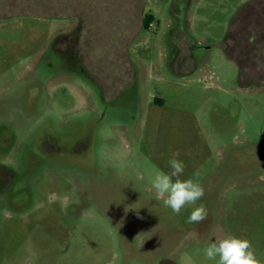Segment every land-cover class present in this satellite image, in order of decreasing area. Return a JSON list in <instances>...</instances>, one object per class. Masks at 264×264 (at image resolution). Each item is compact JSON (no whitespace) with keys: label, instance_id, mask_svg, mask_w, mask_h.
<instances>
[{"label":"rangeland","instance_id":"1","mask_svg":"<svg viewBox=\"0 0 264 264\" xmlns=\"http://www.w3.org/2000/svg\"><path fill=\"white\" fill-rule=\"evenodd\" d=\"M25 3L0 20V264H215L226 234L264 264V0ZM173 155L191 228L150 188Z\"/></svg>","mask_w":264,"mask_h":264},{"label":"clouds","instance_id":"2","mask_svg":"<svg viewBox=\"0 0 264 264\" xmlns=\"http://www.w3.org/2000/svg\"><path fill=\"white\" fill-rule=\"evenodd\" d=\"M178 155V154H177ZM170 172L158 171L150 182L155 199L162 201L176 216L187 211L186 223H200L207 218L203 204L197 206L205 195L202 184L191 178L181 179L185 164L173 155L168 161ZM203 254L215 264H260L252 249L251 241L246 238L226 234L209 240Z\"/></svg>","mask_w":264,"mask_h":264},{"label":"trees","instance_id":"3","mask_svg":"<svg viewBox=\"0 0 264 264\" xmlns=\"http://www.w3.org/2000/svg\"><path fill=\"white\" fill-rule=\"evenodd\" d=\"M28 0H0V20L1 19H6V18H10L12 16H16V15H21L24 13H28L30 10V5L29 3H25ZM247 7H242L235 15V17L233 18V23L228 31L227 34V53L233 57V55L231 54V50H232V44H230V41L233 39V35L231 32L232 27H234L235 23H236V19L240 16L241 12L246 11ZM48 14L50 15H57L55 11H47ZM152 15L149 13H144L143 15V19H142V27H144L145 29H149L150 28V23H152ZM252 39L253 36L249 37ZM248 40V41H249ZM243 47V46H242ZM236 59V58H235ZM236 61L238 62V60L236 59ZM239 65V62H238ZM241 69V67H240ZM242 71V69H241ZM243 72V71H242Z\"/></svg>","mask_w":264,"mask_h":264},{"label":"flooded vegetation","instance_id":"4","mask_svg":"<svg viewBox=\"0 0 264 264\" xmlns=\"http://www.w3.org/2000/svg\"><path fill=\"white\" fill-rule=\"evenodd\" d=\"M62 38H60V37H56L54 40H53V45L56 47V48H62V49H67V50H69L70 48H72L74 45H73V42L71 43L69 40L67 41V44L64 46V45H62V44H60V40H61ZM72 45V46H71ZM4 177H6V174H5V171H4V169L1 167V165H0V183L2 182V181H4L5 180V178ZM187 213V211H185V213L184 214H186ZM186 218V217H185ZM185 218H184V220L182 221V225H180L182 228H187V227H190L189 226V224L190 223H186L185 222ZM186 224H185V223ZM184 223V224H183ZM193 227V226H192ZM191 228V227H190ZM158 264H175L173 261H171L170 259H167V258H162V259H160L159 260V262H158Z\"/></svg>","mask_w":264,"mask_h":264},{"label":"crops","instance_id":"5","mask_svg":"<svg viewBox=\"0 0 264 264\" xmlns=\"http://www.w3.org/2000/svg\"><path fill=\"white\" fill-rule=\"evenodd\" d=\"M137 15H138V19H139V24L141 23V25H142V19H143V15H144V13H149V14H151L152 15V23L155 21V17H154V15L152 14V13H150V10H148V11H146L145 10V7L144 6H138V8H137ZM76 22H77V25H78V20H75ZM80 24V23H79Z\"/></svg>","mask_w":264,"mask_h":264},{"label":"built area","instance_id":"6","mask_svg":"<svg viewBox=\"0 0 264 264\" xmlns=\"http://www.w3.org/2000/svg\"><path fill=\"white\" fill-rule=\"evenodd\" d=\"M152 23H150V25H151Z\"/></svg>","mask_w":264,"mask_h":264}]
</instances>
